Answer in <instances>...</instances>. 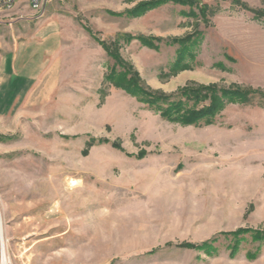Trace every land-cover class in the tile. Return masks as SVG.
<instances>
[{"label": "rangeland", "instance_id": "374dc122", "mask_svg": "<svg viewBox=\"0 0 264 264\" xmlns=\"http://www.w3.org/2000/svg\"><path fill=\"white\" fill-rule=\"evenodd\" d=\"M154 1L0 5V59L38 40L44 64L57 65L43 99L0 112L8 264H264V245L249 240L234 258L223 237L209 255L180 247L264 231V0H168L125 15ZM122 34L131 39L118 54L150 92L214 85L248 91V101L206 126L162 119L104 81L113 61L102 44ZM148 38L162 41L152 49L139 40ZM185 38L174 70L171 41Z\"/></svg>", "mask_w": 264, "mask_h": 264}, {"label": "trees", "instance_id": "16d2710c", "mask_svg": "<svg viewBox=\"0 0 264 264\" xmlns=\"http://www.w3.org/2000/svg\"><path fill=\"white\" fill-rule=\"evenodd\" d=\"M167 1L158 0L149 3H140L132 10L127 11L125 15L128 17L139 16L158 5L167 3ZM130 39L131 37L127 34L116 35V39L109 45L102 44L106 55L113 61V65L104 77V81L135 97L139 102L146 104L149 108L158 112L162 119L182 126H206L212 124L213 119L226 105L245 103L248 101V91L237 88L222 89L214 85L186 87L170 95L150 92L147 88L143 87L138 73L118 54L120 44L123 42L128 43ZM139 40L143 45L152 49L157 48V46L153 45L155 43L154 41H162L149 38ZM164 42L168 44V41ZM171 42L177 44L179 47L178 59L175 65H173V69L175 70L178 66H181L183 59L187 55L186 53L189 50L188 47L191 44V40L190 38H185L180 40L175 39ZM185 67L183 66L181 69L183 70ZM218 237L227 239V249L229 250V257L231 258H234L238 254L240 246L244 241L249 240L253 244H258L259 246L264 245V231L241 229L231 233L219 234V236L211 238L199 245L185 244V246L180 245V247L195 249L209 255L216 252L214 244L218 241ZM257 256L258 251L249 253L246 257L249 260H253Z\"/></svg>", "mask_w": 264, "mask_h": 264}, {"label": "crops", "instance_id": "0c3cea01", "mask_svg": "<svg viewBox=\"0 0 264 264\" xmlns=\"http://www.w3.org/2000/svg\"><path fill=\"white\" fill-rule=\"evenodd\" d=\"M42 45L38 40L21 44L11 57L0 59V112L21 100L30 101L33 94L43 99L44 92L53 89L57 65L54 58L44 64Z\"/></svg>", "mask_w": 264, "mask_h": 264}, {"label": "built area", "instance_id": "2783aa9c", "mask_svg": "<svg viewBox=\"0 0 264 264\" xmlns=\"http://www.w3.org/2000/svg\"><path fill=\"white\" fill-rule=\"evenodd\" d=\"M51 0H26L28 7L35 12H42ZM16 0H0V5L10 8Z\"/></svg>", "mask_w": 264, "mask_h": 264}, {"label": "bare ground", "instance_id": "6f19581e", "mask_svg": "<svg viewBox=\"0 0 264 264\" xmlns=\"http://www.w3.org/2000/svg\"><path fill=\"white\" fill-rule=\"evenodd\" d=\"M0 264H8V257L5 253L4 249V241L2 238V233H1V225H0Z\"/></svg>", "mask_w": 264, "mask_h": 264}]
</instances>
